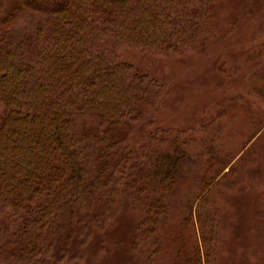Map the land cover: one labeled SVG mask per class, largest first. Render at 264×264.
<instances>
[{
	"label": "trees",
	"instance_id": "1",
	"mask_svg": "<svg viewBox=\"0 0 264 264\" xmlns=\"http://www.w3.org/2000/svg\"><path fill=\"white\" fill-rule=\"evenodd\" d=\"M214 1L0 0V249L16 264L79 256L125 200L144 212L136 242L153 236L150 256L160 250L158 227L169 225V264L211 262L208 214L225 168L209 159L185 192L180 138L165 149L158 129L132 145L123 129L162 83L119 49L186 50L206 31ZM181 200L189 214L171 225Z\"/></svg>",
	"mask_w": 264,
	"mask_h": 264
},
{
	"label": "rangeland",
	"instance_id": "2",
	"mask_svg": "<svg viewBox=\"0 0 264 264\" xmlns=\"http://www.w3.org/2000/svg\"><path fill=\"white\" fill-rule=\"evenodd\" d=\"M212 8L206 31L186 50L119 49L122 60L162 83L155 103L123 132L138 146L159 129L169 150L180 138L188 152L185 192L209 159L214 169L223 166L208 214L217 231L209 264H264V0H215ZM122 205L104 228L94 227L79 256L56 264H169V225L158 227L160 250L150 256L154 237L136 242L144 212ZM188 214L181 200L170 224ZM10 255L0 249V264H16Z\"/></svg>",
	"mask_w": 264,
	"mask_h": 264
},
{
	"label": "crops",
	"instance_id": "3",
	"mask_svg": "<svg viewBox=\"0 0 264 264\" xmlns=\"http://www.w3.org/2000/svg\"><path fill=\"white\" fill-rule=\"evenodd\" d=\"M259 85V84H258ZM264 89V88H263Z\"/></svg>",
	"mask_w": 264,
	"mask_h": 264
}]
</instances>
